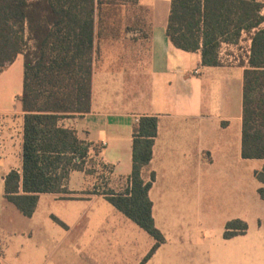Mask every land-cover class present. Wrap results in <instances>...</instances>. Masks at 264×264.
<instances>
[{
	"label": "crops",
	"instance_id": "obj_1",
	"mask_svg": "<svg viewBox=\"0 0 264 264\" xmlns=\"http://www.w3.org/2000/svg\"><path fill=\"white\" fill-rule=\"evenodd\" d=\"M257 1L264 16V0ZM171 4L109 1L107 6L133 9V15L106 17L90 112L59 124L98 153L109 176L106 190L119 193L129 186L136 124L141 117L157 118L153 156L142 176L150 181L155 175L149 198L165 242L144 264L156 263L166 247L174 251L167 258L172 262L264 264V199L255 175L264 159L242 157L250 35L223 44L220 64L204 66L199 51H183L169 40ZM22 89L23 56L18 55L0 73V264H141L155 241L104 192L90 191L85 171L71 172L70 194L39 195L31 218L5 202V176L22 171ZM15 210L27 219L24 226L16 223ZM235 220L245 222L247 230L227 239L226 225Z\"/></svg>",
	"mask_w": 264,
	"mask_h": 264
},
{
	"label": "trees",
	"instance_id": "obj_2",
	"mask_svg": "<svg viewBox=\"0 0 264 264\" xmlns=\"http://www.w3.org/2000/svg\"><path fill=\"white\" fill-rule=\"evenodd\" d=\"M109 1L114 0H0V73L23 56V89L18 97L24 112L22 171L11 170L5 176L4 200L26 218L33 216L39 195L70 194L71 172L85 170L90 145L59 122L90 112L98 39L108 12L115 9L107 6ZM262 7L257 0H172L167 26L172 44L183 51H199L204 66L220 64L223 44H237L243 33L250 35L243 76L244 159H264ZM156 136L157 118L141 117L133 132L129 186L119 193H103L155 241L141 264L165 242L155 226L149 198L155 175L150 181L142 176ZM255 175L264 199V167ZM226 230L228 239L246 232L247 224L235 220Z\"/></svg>",
	"mask_w": 264,
	"mask_h": 264
},
{
	"label": "rangeland",
	"instance_id": "obj_3",
	"mask_svg": "<svg viewBox=\"0 0 264 264\" xmlns=\"http://www.w3.org/2000/svg\"><path fill=\"white\" fill-rule=\"evenodd\" d=\"M124 15L125 16L133 15V9L115 8V9L110 10L107 16L117 18L118 16H124ZM115 20L117 19H114V21ZM245 47H247V45H244V48ZM243 53L245 54V50L243 51ZM84 169L87 175L85 176L87 177V181L90 185L89 187L91 189L90 191H92L93 193L105 192L107 189L106 185H107L109 176L107 174L105 166L101 164L99 157H98V153L95 150L90 149V153H89L88 158L86 159ZM16 213H17L16 218H15L16 223L18 225L24 226L27 223L26 222L27 219L21 216L19 212L16 211ZM191 250L192 249H190V252ZM173 252L174 251L169 247L164 248V250L161 251L160 254L157 255V260H156V263L154 264H185L181 261V259L177 262L167 261L168 257L175 256V255H172ZM190 252L189 253L187 252V253L191 255ZM208 264H212V263H208Z\"/></svg>",
	"mask_w": 264,
	"mask_h": 264
},
{
	"label": "built area",
	"instance_id": "obj_4",
	"mask_svg": "<svg viewBox=\"0 0 264 264\" xmlns=\"http://www.w3.org/2000/svg\"><path fill=\"white\" fill-rule=\"evenodd\" d=\"M250 54V53H249Z\"/></svg>",
	"mask_w": 264,
	"mask_h": 264
}]
</instances>
